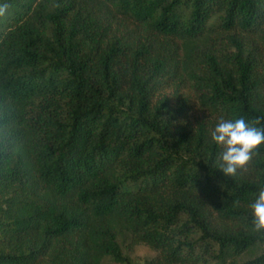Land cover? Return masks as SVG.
<instances>
[{
	"label": "trees",
	"instance_id": "obj_1",
	"mask_svg": "<svg viewBox=\"0 0 264 264\" xmlns=\"http://www.w3.org/2000/svg\"><path fill=\"white\" fill-rule=\"evenodd\" d=\"M0 264H264V0H0ZM252 257L242 261V255Z\"/></svg>",
	"mask_w": 264,
	"mask_h": 264
},
{
	"label": "clouds",
	"instance_id": "obj_2",
	"mask_svg": "<svg viewBox=\"0 0 264 264\" xmlns=\"http://www.w3.org/2000/svg\"><path fill=\"white\" fill-rule=\"evenodd\" d=\"M8 4H0V17L8 9ZM261 118L252 122L244 118L226 120L221 118L211 133L212 140L223 151L218 157L217 165L220 171L229 177H235L238 172L247 169L259 146L264 145V127H257ZM253 215V230L264 232V189H261L250 205Z\"/></svg>",
	"mask_w": 264,
	"mask_h": 264
},
{
	"label": "rangeland",
	"instance_id": "obj_3",
	"mask_svg": "<svg viewBox=\"0 0 264 264\" xmlns=\"http://www.w3.org/2000/svg\"><path fill=\"white\" fill-rule=\"evenodd\" d=\"M155 254H156V252L145 244H135L131 247V250H130V255L139 264L144 260V258L152 257ZM249 257H252V255L245 254V255H242L239 258V260L242 261V260L249 258ZM104 264H117V263H115L109 259H105Z\"/></svg>",
	"mask_w": 264,
	"mask_h": 264
}]
</instances>
